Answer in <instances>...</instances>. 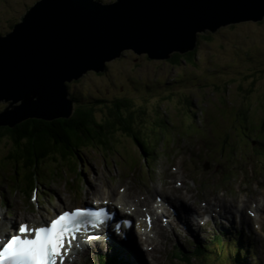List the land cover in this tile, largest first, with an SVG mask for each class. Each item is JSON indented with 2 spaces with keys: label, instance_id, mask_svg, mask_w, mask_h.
<instances>
[{
  "label": "rangeland",
  "instance_id": "obj_1",
  "mask_svg": "<svg viewBox=\"0 0 264 264\" xmlns=\"http://www.w3.org/2000/svg\"><path fill=\"white\" fill-rule=\"evenodd\" d=\"M37 1L0 0V35L9 33ZM70 93L83 106L96 108L98 122L114 118L115 100L131 101L132 108L121 113L128 116L132 112L133 129L140 128L139 134L149 140L155 153L146 157L131 135L116 131L110 137V150L99 146L79 151L77 167L70 165L69 169L64 163L58 169L54 165L59 162L48 160L41 171L44 178L38 180L32 167L28 190L26 176L15 167L16 161L5 164L9 175L0 169L1 234H9L12 226L23 220L41 224L64 209L112 199L113 192L141 197L147 210V199L152 207L154 195L164 201L173 192L192 196L201 211L189 226L169 212L173 207L168 209V217L161 215L165 236L157 256L162 262L187 264L184 259L190 258V239L207 235L209 243L193 253L195 263L264 264V208L260 226L248 214L255 212L252 206L256 201L264 202V136L260 126L264 120V17L201 34L196 54L180 62L152 60L127 50L112 60L105 72L92 71L74 82ZM9 104L0 102V110ZM9 149L8 142L0 145L3 154ZM20 164L24 165L23 161ZM33 187L39 192L35 202V195L29 194ZM95 187L99 194H94ZM120 195L109 201L118 200ZM218 197L238 208L248 200L243 209L248 222L236 208L222 226L216 224L220 208L214 206L209 212L213 217L203 208L215 205ZM165 218L173 229L165 225ZM233 221L236 228L231 229ZM177 224L179 228L174 229ZM214 234L219 237L214 239ZM105 246L91 245L89 251ZM151 252H147L148 259ZM102 253L94 251L81 261L79 255L72 264H99L96 255ZM101 261L104 264L106 259Z\"/></svg>",
  "mask_w": 264,
  "mask_h": 264
},
{
  "label": "water",
  "instance_id": "obj_2",
  "mask_svg": "<svg viewBox=\"0 0 264 264\" xmlns=\"http://www.w3.org/2000/svg\"><path fill=\"white\" fill-rule=\"evenodd\" d=\"M264 17V0H39L0 35V127L70 118L69 84L125 51L171 60L201 34Z\"/></svg>",
  "mask_w": 264,
  "mask_h": 264
},
{
  "label": "trees",
  "instance_id": "obj_3",
  "mask_svg": "<svg viewBox=\"0 0 264 264\" xmlns=\"http://www.w3.org/2000/svg\"><path fill=\"white\" fill-rule=\"evenodd\" d=\"M12 29L13 27L10 30ZM195 54L196 50L187 54L176 53L171 60L180 62L183 59L193 58ZM73 83L69 87H72ZM74 99L77 105L73 115L68 119L63 118L48 121L28 118L0 127V145L4 142L10 144V151L8 153L3 154L0 152V156L3 154L0 157V168L4 167L6 171L5 164H12V161H16L15 167L17 169L20 167L19 171L22 175L26 176L27 182L24 183L26 190L32 185L31 174L29 173L32 167L36 168L33 172L35 174L39 173V176H43L41 174V171H43L42 167L49 163L48 160L59 162L58 165H54L58 169H60L59 166L61 168L64 167V163L68 168L70 165H72V168L74 166L77 167L75 161L81 160L79 151L83 148L88 149L99 146L110 150L112 146L110 145L112 144L110 143V137L114 136V132L116 131L122 132L120 133L122 135H131L133 140L143 149L146 157L149 154L153 155L155 153L149 148V140L142 137V134H139L140 128L133 129L132 112L128 116H124L121 113V110L129 111L132 108L131 101L125 99L115 100L113 103L115 105L114 118L107 119L105 122H98L95 117L96 108L93 105L83 106L76 98ZM260 126L261 135H264V120ZM21 161H23L24 165L20 164ZM56 174L59 175V172H56ZM188 264H190L189 261ZM192 264L197 263L192 262Z\"/></svg>",
  "mask_w": 264,
  "mask_h": 264
},
{
  "label": "bare ground",
  "instance_id": "obj_4",
  "mask_svg": "<svg viewBox=\"0 0 264 264\" xmlns=\"http://www.w3.org/2000/svg\"><path fill=\"white\" fill-rule=\"evenodd\" d=\"M10 103V102H9ZM100 191L97 187L94 188V194H99ZM187 193H189V191H187ZM152 194L149 195V197L151 198ZM113 196H117L116 193L113 192ZM264 196V193H263ZM216 205L217 207H221V210L218 212V219L216 220V224H222L224 221L228 220V217L230 214L234 213V209H236L237 207L233 206L232 203H226L222 198H216ZM130 201L132 202V212H134L135 214L139 215L140 217H142L143 221H145L147 219V217H151V213L154 214V217L152 218L153 221H151L152 224V228L150 229V234L151 236H147L146 242L144 243V245L147 246V251H152L149 254V257H151L150 259H148V255L144 252L143 247H139V248H134L137 252V255L140 257V261L139 260H134L135 264H165L164 260L162 262L161 257L157 256V253L160 254V251L158 250L163 244L161 242V239H163V237L165 236V232L163 230V226L160 224V215L158 213V210H161V215L162 217L165 216V214L167 213L166 211V206L169 204L171 207H173V211L176 212V215L179 216L178 219H180V221L183 222L184 225L189 226L191 225V221L192 218L195 217L196 215L200 214L201 210H198L196 208L195 205V200H193L192 196L189 195H184V194H180V193H173L171 197H166V200L164 201H160V199L154 195L153 196V204L156 206V208H154V206L151 207V201L150 199H147L146 203L149 205L150 210H147V207L145 205V203L142 201L141 197H133L131 198V195H123L118 204L121 205H125L127 207H129V203ZM243 205L242 208H238L237 211H239L241 214V217L244 218L247 222L248 219L246 218V216L244 215V205L248 204V200H243ZM257 204L255 206V212H256V222L257 224L260 226V211L261 208H264V202L262 201H256ZM168 203V204H165ZM175 203H179V205H174ZM172 204V205H171ZM213 204L209 203V206L205 209V213H209L212 209H213ZM246 207V206H245ZM131 208V207H130ZM128 208V209H130ZM184 209V210H183ZM143 211V212H142ZM145 213V214H144ZM181 215H186L184 218ZM48 218H46L47 220ZM165 221V220H164ZM1 222V220H0ZM154 224V227H153ZM43 224H36L35 226H41ZM170 228L173 229V226L169 223L167 224ZM141 227H146V225L144 224ZM179 228V224H177L174 229ZM141 229V228H140ZM232 229H234V226H232ZM110 232L109 233H104L101 231H96L93 232L91 234L90 237H87L85 239V245L82 249V251H80L79 249L76 248H72V254L67 255V261L65 264H72L73 260L75 258H78L79 255L81 254V252H84L86 250H88L92 244L94 243H98L95 242V240H99V239H103L105 241H107L109 243V250H112L115 246L118 245L120 238L119 237H115L113 235H115V232L112 229V225H110ZM125 236L122 238V243H124L125 245H127L128 247H130L133 244V241L136 240V235H134L133 233L129 232V231H125ZM141 233H144V231H141ZM145 234H140L141 237H143ZM156 257V258H155ZM80 260L82 259V257L79 258ZM137 259V257H136ZM114 264V263H112Z\"/></svg>",
  "mask_w": 264,
  "mask_h": 264
},
{
  "label": "snow or ice",
  "instance_id": "obj_5",
  "mask_svg": "<svg viewBox=\"0 0 264 264\" xmlns=\"http://www.w3.org/2000/svg\"><path fill=\"white\" fill-rule=\"evenodd\" d=\"M102 211V210H101ZM99 215L88 208L59 213L46 225L30 227L26 223L15 226V234L0 236V264H63V252L82 223Z\"/></svg>",
  "mask_w": 264,
  "mask_h": 264
},
{
  "label": "clouds",
  "instance_id": "obj_6",
  "mask_svg": "<svg viewBox=\"0 0 264 264\" xmlns=\"http://www.w3.org/2000/svg\"><path fill=\"white\" fill-rule=\"evenodd\" d=\"M125 54V53H124Z\"/></svg>",
  "mask_w": 264,
  "mask_h": 264
}]
</instances>
